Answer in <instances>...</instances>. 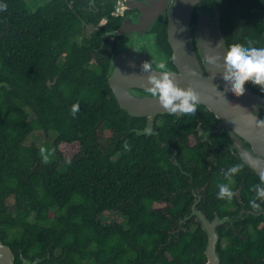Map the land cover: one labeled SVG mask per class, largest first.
I'll use <instances>...</instances> for the list:
<instances>
[{"label": "trees", "instance_id": "1", "mask_svg": "<svg viewBox=\"0 0 264 264\" xmlns=\"http://www.w3.org/2000/svg\"><path fill=\"white\" fill-rule=\"evenodd\" d=\"M44 1L33 10L40 0H0L7 5L0 11V82L20 90L0 88V168L3 160L9 172L0 173V187L8 189L0 195L1 218H12L6 212L9 193L16 195L19 210L40 209L44 219L48 217L46 208L59 205L68 210L69 214L58 220V229L65 242L80 245L69 249L71 264L189 261L190 244L198 242L201 234L199 250H204L207 236L182 230L169 234L180 214L188 211L185 216L190 215L191 194L165 200V191L180 192L187 182L161 145L169 136L186 139L192 134L195 116L185 114L177 123L171 119L174 116H160L167 120L155 127L159 133L156 136L131 133L146 128L147 120L131 119L122 112L106 76L115 45L110 49L105 35L121 23V17L115 15L117 0H104L102 25L97 18L89 20L86 0ZM236 1L223 0V31L228 44L245 34L242 22L233 28L231 16ZM89 25L95 30L88 35ZM166 37L165 31L162 42L167 44ZM74 104L80 106L75 116ZM35 131L55 134V141L45 146L57 162L45 168L42 183L38 180L33 184L22 180L21 174L27 176L33 160L34 148L26 141ZM62 144L78 145L79 150L65 160L57 151ZM176 145L188 162L200 161L202 150L188 149L178 142ZM175 159L180 162L177 156ZM166 202L168 206L163 208ZM111 209L122 211L127 229L114 232L112 228L104 231L95 227V216ZM25 216L19 212L17 221L0 222V231L7 225H17L30 239L17 237L13 246L22 248L23 257L33 258L44 250L38 245L39 237L45 242L56 235L53 228L40 234L29 223H22L20 219ZM167 251L173 256L172 262L167 260ZM48 253L50 258L44 261H51ZM219 253L228 264L226 253ZM16 264H22L18 253Z\"/></svg>", "mask_w": 264, "mask_h": 264}, {"label": "water", "instance_id": "2", "mask_svg": "<svg viewBox=\"0 0 264 264\" xmlns=\"http://www.w3.org/2000/svg\"><path fill=\"white\" fill-rule=\"evenodd\" d=\"M120 17L119 27L105 35L116 39L106 76L122 112L131 119L147 120L146 128L133 129L131 133L154 136L158 134L155 128L158 117L174 116L178 120L185 116L169 114L158 98L146 91L151 85L147 83L148 74L141 71L142 64L153 58L164 60L178 85L184 89L193 87L200 94L198 105L219 120L211 133L229 134L232 140L229 150L241 156L259 176L264 173V127L253 123L250 116H255L257 121L264 120V97L247 84L245 94L236 96L223 79V59L221 67L207 62L208 55L218 52L226 55L229 48L223 31V0H123ZM165 31L170 51L161 45ZM145 42L150 47H144ZM0 88L20 92L6 82H0ZM194 214L192 212L181 223ZM199 218L207 236L206 264H221L220 236L214 225L202 216ZM49 257V253L35 260L22 256V264H39ZM0 264H16L14 251L1 237Z\"/></svg>", "mask_w": 264, "mask_h": 264}, {"label": "flooded vegetation", "instance_id": "3", "mask_svg": "<svg viewBox=\"0 0 264 264\" xmlns=\"http://www.w3.org/2000/svg\"><path fill=\"white\" fill-rule=\"evenodd\" d=\"M85 2L89 13V20H95L97 18L101 20L100 25L104 24L105 19H102L103 10H101V8L105 7V1L86 0ZM120 14L121 11L117 14L115 9V15L120 17ZM231 20L233 28H235L236 25H240L239 22H242L245 34L241 36L242 39L239 41H237L235 37L233 42L228 44V47L235 43L248 46L246 43L248 40L254 41V44L252 45L254 47H264V0H237L232 9ZM90 26L92 25H89V27ZM164 36L165 33L161 37V45L167 51H170L171 44L169 43L167 32V44L162 42ZM105 40V44L116 45V39L105 37ZM246 84L256 93H259L264 97V92H261L259 86L253 85L251 82ZM192 116H195L194 122H196L192 134L188 135L186 139L180 136H176V138L172 139L169 136L161 145V148H164L167 153L170 154L169 161L176 166L180 176L185 179V182H187V184H184L183 187L180 188V192L165 191L166 194L164 195V198L165 200H167V198H171L173 201L178 196L177 194L184 195L189 192L191 194V203L189 204L188 210L190 214L192 212L195 213L192 218L186 220L184 223L181 222L184 219L183 217H186L185 215L188 211L180 214L178 219L174 220L177 226L174 229L169 230V234L171 235L176 231L178 232V230H182L185 233L191 234L195 232H202L205 236V231L203 230L202 222L199 218L202 216L210 224L215 226L220 236L219 252L221 251V253H226L228 264H264V200H257V203L261 205V211L253 210L250 207V200L255 196L252 188L254 185L260 183V176L248 167L241 156L229 150V146L232 142L229 134L211 133V131L217 127L219 122L213 113L207 112L203 106L197 105V111ZM171 119L174 123H177L175 117H171ZM164 120L167 119H165V117H158L155 127L159 126ZM45 137V141L41 145L33 143L28 144V147L34 148V153L33 160L29 164L28 171L26 173L29 177L23 176L24 173L21 174V179L23 180L24 178L26 183L34 184L38 180L42 183L43 178H41V176H43L45 168L52 167L55 162H57L56 157L53 154L49 156L48 163L43 162L40 149L42 147L46 148L48 144L51 145L56 139L54 133H49L48 135H45ZM177 142L180 145L185 144V147L188 149L197 147L198 150H202L201 155L203 157L201 156L199 162H188L181 154L182 148L179 149L176 145ZM6 156H8V154H6ZM176 156L180 159V162L175 159ZM4 162L5 161L3 160L1 162V175L9 173L7 166H4ZM242 162L245 164V167L241 172L234 176L235 184L232 186V190L236 193V195L233 197L231 202L219 199L217 196V193L219 192L217 185L220 183H226V173L228 170L233 165ZM12 172L15 173L14 171ZM196 174H199L200 178H197ZM0 189V195L6 194L5 191L8 190L4 187H0ZM10 197H13L14 200L13 210H10L7 205V200ZM5 201L7 205L6 212L11 215L12 218H1L0 212V222L17 221V214L22 212L25 213L26 216L24 219H20V221L24 224L29 223L31 228L37 229L40 234L50 228H53L52 230L55 232L56 236L51 235V238H47L45 242L41 237H39L38 245L44 250L35 254L36 256L33 258L25 256L24 254L25 259H42L43 256H47L48 252H50L51 261H42L39 264L72 263L69 249L79 248L80 245L76 241L74 242L68 240V242H65L66 237H63L58 229L59 223L61 222L58 220H63V216L66 213L69 214L68 210L59 207V205L52 208H46L48 217L47 219H44L40 214V209H37V211L32 209L19 210L17 207V197L16 195H13V193L7 194ZM161 206L166 208L168 203L166 202ZM94 223L95 227L104 231L108 228H112V231L114 232H118L123 228L127 229V223L122 211L116 209L108 211L105 210L98 213L97 216H95ZM53 224L55 227L52 226ZM0 228H3L2 225H0ZM6 228V230L0 231V237L5 244L9 245L13 249V251L14 248H18L17 252L14 251L16 255L15 257L17 258L18 253L19 258L23 263L21 258V256H23L21 255L22 248H19L18 246L16 248L13 245H17V237H21V239H25L27 241H29L30 238L26 234H23L17 225H7ZM206 238L207 237L204 238V241ZM200 241L203 242L201 234L198 236V242H193L188 247L190 248L192 255L190 260L183 261V264H206V248H204V250H199ZM44 244H46V247ZM174 245H177V243ZM206 245L207 244H205V246ZM165 255L167 256L168 262L173 261V256L169 251L165 252ZM83 262L86 263V261ZM175 264L180 263L175 262ZM221 264H224V260H222V258Z\"/></svg>", "mask_w": 264, "mask_h": 264}, {"label": "clouds", "instance_id": "4", "mask_svg": "<svg viewBox=\"0 0 264 264\" xmlns=\"http://www.w3.org/2000/svg\"><path fill=\"white\" fill-rule=\"evenodd\" d=\"M6 9V4H0V11H5ZM246 43L248 46L240 43L232 44L227 48L226 55L218 52L215 55L207 56L208 64L216 67H221L220 61L223 59V79L236 96H243L245 94V85L248 82L259 86L261 92H264V47L257 48L252 46L254 44L252 40H248ZM144 47L148 48L150 45L145 42ZM135 50L139 51L138 48H135ZM141 71L148 74L147 83L151 85L146 88V91L151 97L158 98L159 104L166 112L169 114L191 115L196 113L197 105L201 99L200 94L191 86L187 89L180 87L176 82L175 74L168 69L166 61H156L154 58L151 62L145 61L142 64ZM79 107V104L72 106L73 116L78 113ZM250 116L253 123L264 127V120L257 121L255 116ZM125 146L127 147V143ZM40 153L43 162L48 163V150L42 147ZM244 167L245 164L242 162L233 165L228 170L226 173L227 182L217 185L219 188V192L217 193L219 199L227 200L228 202L232 201L236 195L232 190V186L235 184L234 176L241 172ZM259 180L260 183L254 185L252 188L255 196L250 200V207L256 211L262 210L257 200H264V173L260 175Z\"/></svg>", "mask_w": 264, "mask_h": 264}, {"label": "rangeland", "instance_id": "5", "mask_svg": "<svg viewBox=\"0 0 264 264\" xmlns=\"http://www.w3.org/2000/svg\"><path fill=\"white\" fill-rule=\"evenodd\" d=\"M27 1H33V0H27ZM45 1H40V4L39 5H34L32 6L33 10L38 7V6H42L41 4H43ZM95 30V27L94 26H90L88 28V35L90 33H92L93 31ZM113 43V41H112ZM45 134L41 131H35L33 132L28 138H27V141L26 143L27 144H30V143H33V144H37V145H41L44 143L45 141ZM79 150V146L78 145H66V144H62L61 146H59L58 148V151L60 153H62V156L65 160H70L73 156H75V154L78 152ZM7 205L8 207L10 208V210H13L14 208V200H13V197H10L8 200H7Z\"/></svg>", "mask_w": 264, "mask_h": 264}, {"label": "built area", "instance_id": "6", "mask_svg": "<svg viewBox=\"0 0 264 264\" xmlns=\"http://www.w3.org/2000/svg\"><path fill=\"white\" fill-rule=\"evenodd\" d=\"M121 6H122V0H117V2H116V6H115V8H116V13H117V14L120 13V11H121Z\"/></svg>", "mask_w": 264, "mask_h": 264}]
</instances>
